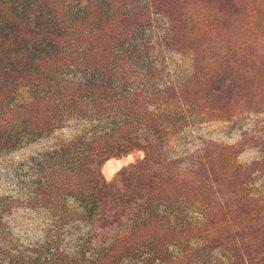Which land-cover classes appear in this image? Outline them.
Masks as SVG:
<instances>
[{
    "label": "trees",
    "instance_id": "obj_1",
    "mask_svg": "<svg viewBox=\"0 0 264 264\" xmlns=\"http://www.w3.org/2000/svg\"><path fill=\"white\" fill-rule=\"evenodd\" d=\"M168 12L164 0H0V154L71 119L86 124L37 158L24 194H0V264H263L264 253L240 236L213 238L215 224L163 244L162 236L198 224L150 213L166 200L164 188L183 191L186 174L197 173L146 172L170 129L159 118L165 105H196L193 71L180 85L166 79L165 57L185 51ZM136 149L145 152L140 162L103 178L105 162ZM19 210L43 215L40 241L14 236ZM80 223L90 233L71 249L66 232Z\"/></svg>",
    "mask_w": 264,
    "mask_h": 264
},
{
    "label": "rangeland",
    "instance_id": "obj_2",
    "mask_svg": "<svg viewBox=\"0 0 264 264\" xmlns=\"http://www.w3.org/2000/svg\"><path fill=\"white\" fill-rule=\"evenodd\" d=\"M164 1L175 23L176 39L185 49L165 57L171 73L166 79L180 85L193 71L196 105L175 100L165 105L166 113L157 115L170 129L160 138L146 172L196 169L197 173L186 174L183 191L163 187L166 200L151 204L150 213L175 226L198 224L196 229L162 236L163 244L198 236L215 224L212 237L237 235L251 245V251L264 253V0ZM163 23L162 19L157 23L159 28H166ZM84 125L71 119L51 134L1 153L0 194H24L37 158ZM144 156L143 150L136 149L112 158L103 164L101 174L111 181ZM132 197L133 207L125 206L129 216L135 215L138 204ZM68 203L73 206L75 201L68 199ZM44 224L43 215L35 210H19L10 218V228L21 242L40 241ZM88 227L71 226L66 245L74 249L75 240L90 233ZM93 242L98 246L97 239Z\"/></svg>",
    "mask_w": 264,
    "mask_h": 264
}]
</instances>
